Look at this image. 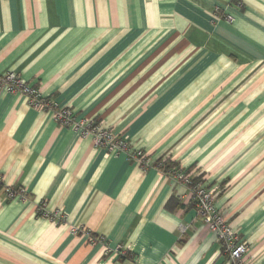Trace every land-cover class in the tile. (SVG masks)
I'll return each instance as SVG.
<instances>
[{"label": "crops", "instance_id": "crops-1", "mask_svg": "<svg viewBox=\"0 0 264 264\" xmlns=\"http://www.w3.org/2000/svg\"><path fill=\"white\" fill-rule=\"evenodd\" d=\"M9 72L149 167L0 87V169L25 191L0 189V264H228L160 160L215 191L244 264H264V0H0Z\"/></svg>", "mask_w": 264, "mask_h": 264}, {"label": "built area", "instance_id": "built-area-1", "mask_svg": "<svg viewBox=\"0 0 264 264\" xmlns=\"http://www.w3.org/2000/svg\"><path fill=\"white\" fill-rule=\"evenodd\" d=\"M230 19V18H229ZM0 87L9 94L24 95L30 107L51 112L53 118L60 126L71 128L81 134L83 138L90 137L96 148L104 149L111 154H127L130 160L137 162L143 169L149 167V159L141 151H131L126 140L117 138L112 131L102 128L99 124L91 121H76L69 108H61L55 102L43 99L39 91L30 87L23 79L13 72L0 76ZM170 162L160 160L155 167L160 170L174 185H185L189 190L195 204V208L210 231L216 236L221 245L223 254L228 260V264H244L245 256L248 253L247 244L239 237L237 232L229 224L225 215L220 213L214 202L215 191L207 189L203 183L193 184L191 177L182 169L178 171L169 170L164 173V169ZM5 190V195L9 199H25L24 190H15L4 185V179L0 169V189ZM39 216L50 221L63 223L65 215L62 211L49 212L47 204L43 203L38 208ZM185 229L183 230V232ZM83 232L81 227L72 229L73 234ZM87 234V233H86ZM92 244H101L106 251L109 247L104 239H97L90 236ZM119 251V248L118 250Z\"/></svg>", "mask_w": 264, "mask_h": 264}, {"label": "trees", "instance_id": "trees-1", "mask_svg": "<svg viewBox=\"0 0 264 264\" xmlns=\"http://www.w3.org/2000/svg\"><path fill=\"white\" fill-rule=\"evenodd\" d=\"M173 169L175 171H178L180 168L178 167V165L174 164L173 162H170L164 169V173H167L169 170H173ZM192 183L198 184V183H203V182L201 180L192 179Z\"/></svg>", "mask_w": 264, "mask_h": 264}]
</instances>
